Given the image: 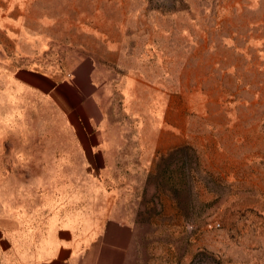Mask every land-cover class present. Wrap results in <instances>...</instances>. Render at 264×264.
<instances>
[{"label": "rangeland", "instance_id": "obj_1", "mask_svg": "<svg viewBox=\"0 0 264 264\" xmlns=\"http://www.w3.org/2000/svg\"><path fill=\"white\" fill-rule=\"evenodd\" d=\"M19 67L96 102L0 117L3 200L80 234L125 202L130 264H264V0H0Z\"/></svg>", "mask_w": 264, "mask_h": 264}, {"label": "crops", "instance_id": "obj_2", "mask_svg": "<svg viewBox=\"0 0 264 264\" xmlns=\"http://www.w3.org/2000/svg\"><path fill=\"white\" fill-rule=\"evenodd\" d=\"M73 73L56 75L29 67L5 70L0 80V117L10 116L27 96L48 99L70 111L86 101L96 102L90 71L83 79ZM124 208L119 220L101 218L80 234L70 222L30 221L26 206L16 207L0 197V264H130L135 238Z\"/></svg>", "mask_w": 264, "mask_h": 264}]
</instances>
